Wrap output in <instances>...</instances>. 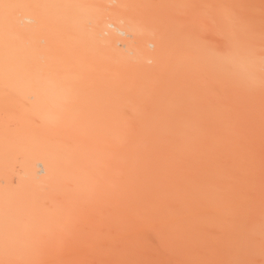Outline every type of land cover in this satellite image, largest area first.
Listing matches in <instances>:
<instances>
[{
	"label": "bare ground",
	"instance_id": "1",
	"mask_svg": "<svg viewBox=\"0 0 264 264\" xmlns=\"http://www.w3.org/2000/svg\"><path fill=\"white\" fill-rule=\"evenodd\" d=\"M0 264H264V0H0Z\"/></svg>",
	"mask_w": 264,
	"mask_h": 264
}]
</instances>
